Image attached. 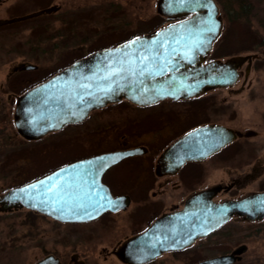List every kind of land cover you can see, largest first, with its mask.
I'll return each instance as SVG.
<instances>
[{
	"label": "flooded vegetation",
	"instance_id": "obj_1",
	"mask_svg": "<svg viewBox=\"0 0 264 264\" xmlns=\"http://www.w3.org/2000/svg\"><path fill=\"white\" fill-rule=\"evenodd\" d=\"M7 1L10 0H0V6ZM13 1L14 4L6 9L18 11L20 4L17 0ZM36 12L13 14L0 20L22 18ZM43 15L1 25L0 30ZM169 19L170 22L177 20ZM15 53V48L0 45V221H9L11 215L20 212H29L38 221L52 223L55 232L39 228L37 233L31 235L0 234V264H206L216 260L220 261L216 264H264V216L231 211L229 216L219 219L181 217L202 204H234L264 192L262 159L228 150L256 133L203 118L190 123L193 114L203 117L200 104L194 110L178 104L198 99L199 95L190 99H166L148 106L120 101L128 102L138 111L157 109L166 102L169 106L159 117L165 122H145L153 126L150 129L145 124L136 129L113 124L100 128L101 122L96 129L89 128L87 123L90 119L117 104L113 103L93 110L81 122L67 124L44 135L27 137L17 125L21 99L59 72L43 78L38 63L26 58L18 60L13 57ZM207 125L233 129L237 138L205 158L186 161L175 168L168 161L162 167L167 150L189 132ZM78 128L84 129L86 147L80 154H74L71 150L69 154L59 156V148L73 146L74 132ZM128 151L133 153L105 164L99 176L84 177L88 190H105L113 201H118L116 208H109L96 217L61 222L10 198L12 191L43 180L62 168L95 160L102 155ZM251 158L257 162L251 171L234 168L235 160L249 161ZM96 166V163L92 165L93 168ZM218 167H222L227 174L226 179H219L221 169ZM72 181L75 182L73 177ZM157 221L225 222L186 247L161 250L145 260L131 259L127 245ZM59 225L68 228L66 234L57 232ZM27 238L32 239L36 247L33 259L29 261L25 250Z\"/></svg>",
	"mask_w": 264,
	"mask_h": 264
},
{
	"label": "water",
	"instance_id": "obj_2",
	"mask_svg": "<svg viewBox=\"0 0 264 264\" xmlns=\"http://www.w3.org/2000/svg\"><path fill=\"white\" fill-rule=\"evenodd\" d=\"M157 8L160 15L177 20L151 34L94 52L29 91L17 110V125L23 134L36 137L59 130L85 120L93 110L122 100L148 106L228 88L238 82L239 68L246 62L251 66L257 57L208 60L224 28L216 0H159ZM56 10L57 7H51L22 18L0 20V26ZM236 138L233 129L221 125L199 127L166 151L162 167L168 161L175 168L186 161L205 158ZM132 153L106 154L62 168L43 180L12 191L10 198L61 222L96 217L116 208L118 201H113L105 190H88L84 177L99 176L107 164ZM95 163L97 166L93 168ZM231 211L264 216V192L234 204H202L181 217L219 219L229 216ZM224 222L157 221L127 245L129 257L145 260L161 250L186 247Z\"/></svg>",
	"mask_w": 264,
	"mask_h": 264
},
{
	"label": "rangeland",
	"instance_id": "obj_3",
	"mask_svg": "<svg viewBox=\"0 0 264 264\" xmlns=\"http://www.w3.org/2000/svg\"><path fill=\"white\" fill-rule=\"evenodd\" d=\"M17 1L20 4L18 11L6 9L14 4L13 0L0 6V18L59 7L50 14L0 30V45L9 49L15 48L13 57L18 60L26 58L32 63H38L43 78L64 70L94 52L150 34L170 22L169 18L159 14V0ZM242 1L247 5L245 10L241 7ZM242 1L240 3L238 0H216L224 20V28L208 60L225 61L232 57L248 55L257 57L252 60L251 66L246 62L239 68L241 75L234 86L211 90L198 99L178 105L194 110L195 106L200 104L203 117L193 114L189 119L190 123L201 121L203 118L256 133L248 140L235 143L228 150L231 153L256 155L262 159L264 165V0ZM166 106L169 105L165 102L157 106V109L138 111L124 101L102 111L97 117L93 116L87 125L96 129L101 122L100 128L113 124L122 126L121 128L127 126L136 129L151 120L163 123L165 121L159 117L162 112H166ZM146 126L148 129L153 127ZM83 130H75L73 146L69 148L65 145L59 148V156L67 155L71 150L74 154L83 151L87 144L83 140ZM81 131L82 134H79ZM64 140L66 142V139ZM252 159L235 160L234 168L251 171L257 163ZM218 168L221 169L219 179H226L227 174L222 167ZM58 227L59 234L67 233L66 226ZM39 228H48L52 233L55 232L52 223L38 221L29 212H20L11 215L9 221H0V234L31 235L37 233ZM31 240L27 238L25 241L27 261L33 259L32 256L36 252Z\"/></svg>",
	"mask_w": 264,
	"mask_h": 264
},
{
	"label": "trees",
	"instance_id": "obj_4",
	"mask_svg": "<svg viewBox=\"0 0 264 264\" xmlns=\"http://www.w3.org/2000/svg\"><path fill=\"white\" fill-rule=\"evenodd\" d=\"M238 1L241 3L242 0H238ZM241 5H242L241 7H242L244 10L247 9V7H246L247 5H245L244 1H242V4H241Z\"/></svg>",
	"mask_w": 264,
	"mask_h": 264
}]
</instances>
